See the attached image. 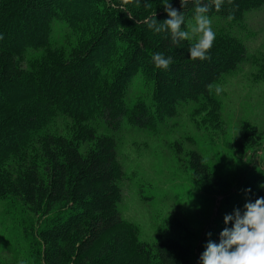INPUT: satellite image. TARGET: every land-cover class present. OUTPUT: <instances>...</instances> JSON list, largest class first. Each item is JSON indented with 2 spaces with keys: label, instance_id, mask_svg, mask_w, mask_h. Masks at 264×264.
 <instances>
[{
  "label": "trees",
  "instance_id": "16d2710c",
  "mask_svg": "<svg viewBox=\"0 0 264 264\" xmlns=\"http://www.w3.org/2000/svg\"><path fill=\"white\" fill-rule=\"evenodd\" d=\"M149 2L0 0V201L29 215L21 225L30 260L22 264L193 262V240L181 224L165 222L148 243L122 218L124 173L110 132L124 121L155 128L191 103L207 126L220 128L218 85L244 63L246 47L222 31L209 49L211 59L193 60L188 48L196 39L173 44L168 33L147 27L153 13L158 22L168 19L161 0ZM171 2L190 30L193 0L183 9L180 0ZM263 6L264 0H224L209 16L238 23ZM157 52L172 57L168 70L153 64ZM138 76L148 97L131 100ZM58 117L72 124L68 134L49 129ZM256 136L255 127L247 129V149L257 145ZM188 156L198 184L217 180L200 152ZM234 188L238 195L226 214L264 197V169L248 167Z\"/></svg>",
  "mask_w": 264,
  "mask_h": 264
},
{
  "label": "rangeland",
  "instance_id": "374dc122",
  "mask_svg": "<svg viewBox=\"0 0 264 264\" xmlns=\"http://www.w3.org/2000/svg\"><path fill=\"white\" fill-rule=\"evenodd\" d=\"M210 19L214 35L233 32L246 47L244 63L218 85L221 127L207 126L203 117L193 113L196 106L191 103L180 106L176 116L155 128H138L124 121L110 132L116 138L124 173L122 218L135 225L140 240L148 243L165 222L181 224L193 240L192 264H198L205 250L207 234L224 222L225 208L238 195L233 192L239 176L251 166L264 169V6L247 12L238 23ZM201 35L197 32L193 38ZM130 90L131 100L148 97L139 76ZM71 126L68 118L58 117L49 129L68 134ZM252 127L257 145L247 149L243 136ZM192 151L206 158L217 178L214 183L201 185L193 179L188 156ZM27 217L22 207L0 201V264L30 260L21 225Z\"/></svg>",
  "mask_w": 264,
  "mask_h": 264
},
{
  "label": "clouds",
  "instance_id": "9594fccd",
  "mask_svg": "<svg viewBox=\"0 0 264 264\" xmlns=\"http://www.w3.org/2000/svg\"><path fill=\"white\" fill-rule=\"evenodd\" d=\"M141 0H136L139 6ZM224 0H193L195 26L191 29L186 26L184 12L174 8L171 0H161L168 19L158 22L156 13L147 20V27L155 33L166 32L170 35L173 44L191 40L195 33L202 35L191 43L188 53L191 59L201 61L210 60L209 49L213 47L214 32L209 26L211 19L209 13L215 8L220 11ZM145 7H150L149 0H144ZM181 8L187 6V0H180ZM151 60L160 70H168L173 64L171 56L163 53H154ZM245 193L251 189H245ZM224 229L219 234V242L209 239L204 245V251L199 257L198 264H264V197L252 202L246 201L243 210L234 208L231 214L224 216ZM231 224V227L228 225Z\"/></svg>",
  "mask_w": 264,
  "mask_h": 264
}]
</instances>
